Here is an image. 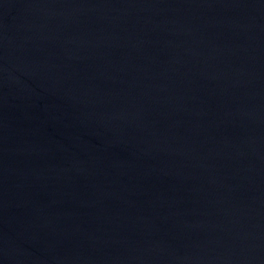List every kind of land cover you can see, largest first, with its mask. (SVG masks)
Listing matches in <instances>:
<instances>
[{
  "label": "water",
  "instance_id": "1",
  "mask_svg": "<svg viewBox=\"0 0 264 264\" xmlns=\"http://www.w3.org/2000/svg\"><path fill=\"white\" fill-rule=\"evenodd\" d=\"M0 264H264V0H0Z\"/></svg>",
  "mask_w": 264,
  "mask_h": 264
}]
</instances>
